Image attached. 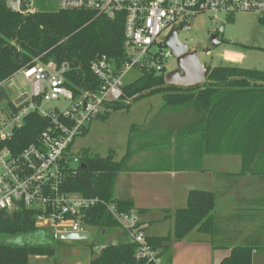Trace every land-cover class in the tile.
<instances>
[{
    "label": "trees",
    "instance_id": "obj_1",
    "mask_svg": "<svg viewBox=\"0 0 264 264\" xmlns=\"http://www.w3.org/2000/svg\"><path fill=\"white\" fill-rule=\"evenodd\" d=\"M28 5L29 0H21L20 10L15 12L7 7L6 0H0V82L36 60L44 64L53 61L59 66L68 63L66 87L77 98L83 92L95 94L101 87L92 71L95 60L106 56L116 69L125 63L124 23L119 17L97 16L87 10L30 12ZM259 22L264 25V19L259 18ZM205 69V84L191 87L166 84V71L141 72L139 78L124 85L118 101L104 104L97 117L103 121L113 111L154 95L162 97L161 113L182 115L193 111L195 117L168 130H159L155 123L132 125L120 160L113 151L106 156L83 151L81 165L76 174L67 177L65 191L101 201L83 212L85 227L101 233L120 229L107 205H114L119 213H143L135 209L131 200L115 197L116 180L121 174L204 172L207 155H238L241 175L264 176V71L236 65ZM48 125L45 118L30 116L17 134L20 146L38 142ZM217 203L215 192L192 190L187 206L172 213L173 232L147 238L164 264H172L167 254L174 241L184 240L193 231L215 236ZM35 216V212L22 207L13 213H0V264H31L33 257L56 256V249L45 242L53 238L36 227ZM27 237H37L39 241L20 243ZM213 244L215 247L214 241ZM102 246L105 247L100 251H96L97 245L89 246L91 264H137L134 244ZM221 264H252V249L235 247Z\"/></svg>",
    "mask_w": 264,
    "mask_h": 264
},
{
    "label": "built area",
    "instance_id": "obj_2",
    "mask_svg": "<svg viewBox=\"0 0 264 264\" xmlns=\"http://www.w3.org/2000/svg\"><path fill=\"white\" fill-rule=\"evenodd\" d=\"M62 10H87L97 16L119 17L124 23L126 61L116 69L106 56L92 63L101 81L97 93L83 92L77 98L66 87L69 64L59 66L36 60L7 80L0 82V213L20 207L35 212L36 227L54 240L65 233L85 232L83 212L101 201L65 191L67 177L76 174L81 154L73 151L75 140L103 112L105 103L118 101L124 78L132 70L166 71L172 53L166 38L173 29L191 31L200 16L256 13L264 19V0H58ZM23 77L30 85L12 101L6 97L15 80ZM11 84L6 86L8 83ZM69 101L65 109L48 111L52 101ZM45 118L49 125L36 143L21 147L18 132L32 115ZM120 226L124 242L136 246L137 264H164L158 251L147 243L135 210L119 213L107 205ZM105 246L96 247L100 251Z\"/></svg>",
    "mask_w": 264,
    "mask_h": 264
},
{
    "label": "rangeland",
    "instance_id": "obj_3",
    "mask_svg": "<svg viewBox=\"0 0 264 264\" xmlns=\"http://www.w3.org/2000/svg\"><path fill=\"white\" fill-rule=\"evenodd\" d=\"M30 12H55L60 9L58 0H29ZM261 16L256 13L240 12L232 16L225 14L200 16L192 22L191 31H179L178 38L189 46L190 50L199 52L200 62L204 67H215L219 65H236L241 68L264 71V51L252 49H264V25L259 22ZM220 28L222 30H220ZM216 36V39H213ZM233 52L242 55L240 62L230 64L225 60L226 53ZM166 66V73L177 69L175 58H169ZM139 70L130 71L124 78V83L129 84L139 78ZM10 92L6 97L14 101L19 92H28L29 83L23 78L15 80ZM11 84L8 83L6 86ZM5 101L0 106L5 105ZM162 97L154 95L135 102L131 107L113 111L105 121L96 119L89 125V131L85 136L76 138L73 151L82 153L91 150L101 156H106L110 151L120 160L127 149V141L132 125L139 127L148 126L155 123L159 130H168L187 123L195 117L193 111H187L182 115L169 112H162ZM69 106V101H52L45 108L48 111L56 107L65 109ZM204 168L212 175L219 177L223 172L236 173L240 170V157L238 155H207L204 160ZM196 176H201V172H195ZM218 190V189H217ZM216 191V190H214ZM218 205L217 213L225 221L229 219V212L221 207L223 196L217 192ZM216 213V214H217ZM236 219L235 216L233 218ZM85 232L91 233V238L87 241H70L61 239H46L45 242L56 249L58 260L69 261L75 255V247L79 244L97 245L110 243H121L125 239L122 237L120 229L107 232L105 235L96 228L84 227ZM121 235V236H120ZM2 239V238H0ZM26 239V240H25ZM20 241L38 242L37 237H27Z\"/></svg>",
    "mask_w": 264,
    "mask_h": 264
},
{
    "label": "crops",
    "instance_id": "obj_4",
    "mask_svg": "<svg viewBox=\"0 0 264 264\" xmlns=\"http://www.w3.org/2000/svg\"><path fill=\"white\" fill-rule=\"evenodd\" d=\"M242 57L229 52L225 60L234 64ZM194 173L121 174L116 180L114 194L118 199L131 200L136 210L143 211L139 215V224L150 238L173 232L172 213L187 206L190 191L219 192L223 196L220 205L228 210L229 219L220 223L223 218L217 213L220 207L217 203L215 236L193 231L184 240L174 241L167 256L172 264H221L233 248L244 246L252 249V264H264V176L241 175V158L240 170L236 173H225L223 176L222 172L219 177L206 169L201 176ZM75 248L77 252L69 261L62 260L64 256L60 260L57 256H37L31 258V264H91L89 245L79 244Z\"/></svg>",
    "mask_w": 264,
    "mask_h": 264
},
{
    "label": "water",
    "instance_id": "obj_5",
    "mask_svg": "<svg viewBox=\"0 0 264 264\" xmlns=\"http://www.w3.org/2000/svg\"><path fill=\"white\" fill-rule=\"evenodd\" d=\"M7 7L12 11H19L20 0H6ZM220 30H222L220 28ZM216 39V36H213ZM166 45L176 59L177 69L165 74V83L180 87L203 85L206 82V69L199 59L197 50L189 51V46L178 38L177 29H173L166 38ZM1 100V95H0ZM84 167V165L82 166ZM91 238L89 232L65 233L61 240L87 241Z\"/></svg>",
    "mask_w": 264,
    "mask_h": 264
},
{
    "label": "flooded vegetation",
    "instance_id": "obj_6",
    "mask_svg": "<svg viewBox=\"0 0 264 264\" xmlns=\"http://www.w3.org/2000/svg\"><path fill=\"white\" fill-rule=\"evenodd\" d=\"M20 1H21V0H20ZM20 3H21V2H20ZM19 10H20V9H19ZM189 51H192V50L189 49Z\"/></svg>",
    "mask_w": 264,
    "mask_h": 264
}]
</instances>
